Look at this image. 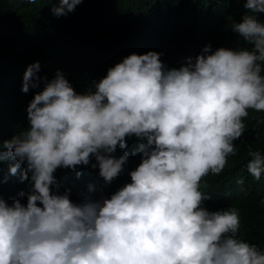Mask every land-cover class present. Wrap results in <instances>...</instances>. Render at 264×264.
<instances>
[{
  "label": "clouds",
  "instance_id": "1",
  "mask_svg": "<svg viewBox=\"0 0 264 264\" xmlns=\"http://www.w3.org/2000/svg\"><path fill=\"white\" fill-rule=\"evenodd\" d=\"M83 2L59 0L51 11L67 16ZM242 2L231 30L251 47L209 44L179 68H168L163 53H133L84 93L62 72L41 77L38 61L27 67L22 92L38 91L27 128L0 142V162L28 185L11 204L0 196V264H264V250L240 236V210L209 211L203 190L236 154L249 111L264 113V0ZM133 136L142 159L130 183L80 203L60 192L57 169L79 178L78 166L91 165L103 193L124 172ZM248 156L259 181L264 153L250 148Z\"/></svg>",
  "mask_w": 264,
  "mask_h": 264
},
{
  "label": "trees",
  "instance_id": "2",
  "mask_svg": "<svg viewBox=\"0 0 264 264\" xmlns=\"http://www.w3.org/2000/svg\"><path fill=\"white\" fill-rule=\"evenodd\" d=\"M54 6L59 0H0V142L28 126L27 107L38 89L22 92L23 77L37 61L41 77L51 80L62 72L78 93H84L133 53H163L161 60L168 68H179L209 44L213 50L251 47L231 30L245 14L242 0H84L59 18L51 11ZM258 15L264 21V14ZM261 118L264 113L249 111L246 130L235 142L236 154L228 157L220 175L204 178L208 187L203 190L211 195L205 201L209 211L237 207L241 238L264 250V175L257 181L247 171L249 149L264 153V124H257ZM127 143L130 158L125 170L103 193L99 169L91 165L78 166L79 178L71 169H57L60 192L70 190L75 203L88 196L110 198L131 182L129 173L141 163L136 152L140 141L133 136ZM123 151L118 148L114 155L119 158ZM8 165L0 162V196L11 204L27 190L28 181L21 183L19 174L10 175ZM89 184L97 187L95 193H89Z\"/></svg>",
  "mask_w": 264,
  "mask_h": 264
}]
</instances>
